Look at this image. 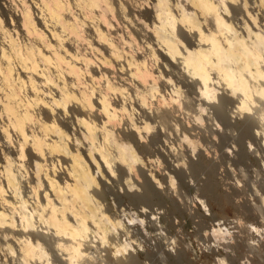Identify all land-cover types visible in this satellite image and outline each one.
<instances>
[{"label":"bare ground","instance_id":"6f19581e","mask_svg":"<svg viewBox=\"0 0 264 264\" xmlns=\"http://www.w3.org/2000/svg\"><path fill=\"white\" fill-rule=\"evenodd\" d=\"M0 5L10 18L8 26L0 20V118L6 120L0 126V227L16 239L18 264H33L32 259L45 256L50 264L42 241L53 242V253L63 264L87 255L83 245L92 231L107 241L108 232L122 222L107 214L97 198L107 186L100 176L118 170L130 177L138 171L147 179L144 192L136 197L146 200L149 190L150 197L158 191L135 148H150L157 133L147 139L149 121L118 126L117 115L126 107L108 96L125 93L108 75L121 63L119 47L135 42L134 34L146 38L154 59L161 55L166 67H176L185 85L198 89L201 109L209 105L221 114L237 94L240 112L261 103L257 119L264 123V34L259 26L254 31L257 25L251 28L245 17L239 31L222 14L221 8L229 12L231 7L253 22L255 15L237 0H20L13 5L4 0ZM125 7L136 16L134 32L120 24L119 17L130 20ZM140 56H131L129 75L136 81L137 107L149 119V95L165 101L157 83L171 80L155 74L147 67V56ZM95 81L104 85L97 90ZM155 110L162 118L171 112ZM223 117L230 122L227 114ZM71 128L73 141L67 132ZM77 142L80 147L74 146ZM25 151L28 165H33L26 181L19 170ZM55 163L62 168H54ZM36 219L46 223V229L38 227ZM125 243L116 245V251L128 249Z\"/></svg>","mask_w":264,"mask_h":264},{"label":"rangeland","instance_id":"374dc122","mask_svg":"<svg viewBox=\"0 0 264 264\" xmlns=\"http://www.w3.org/2000/svg\"><path fill=\"white\" fill-rule=\"evenodd\" d=\"M7 2L13 5L20 0ZM237 2L255 15L252 20L256 24L242 12H233L231 7L227 13L224 8L220 11H224L222 14L239 31L245 17L249 19L247 22L251 28L257 25L254 31L262 29L259 31L264 34V0ZM125 12L132 21L127 20V23L125 18L119 17L120 24H125L134 32L135 26L132 25L137 26L136 16L128 7H125ZM8 15L0 5V20L5 26L10 19ZM134 35L137 36L135 42L119 47L122 51L121 63L108 75L116 84L125 87V93L113 91L108 96L112 102L126 107L117 115L118 126L125 128L130 122L144 125V121H149L151 128L145 133L147 139L157 133L158 137L150 148H135L158 191L151 193L150 197L149 190L146 200L137 198L135 193L144 192L147 179L138 171H133L130 177L118 170L116 174L108 172L110 175L107 177H101V172H96L107 183L105 191L97 198L106 213L121 221L122 226L110 230L107 241L92 231L83 245L87 255L74 264H129L128 259L132 264H264V123L257 119V107L261 103L258 102L257 107H254L257 102L251 104V110L240 112L236 94L232 95V100L226 103L221 114L209 105L201 109L198 89L185 85L176 67H166V60L161 55L154 59L144 36ZM15 37L21 39L20 36ZM104 55H107L106 52ZM133 55L147 56V67L171 80L165 85L157 83L165 101L159 98L160 95H149L147 106L153 108L149 119L136 104L137 92L133 88L136 81L129 75ZM102 85L101 81L93 83L97 90ZM219 86V91L225 92ZM173 87H178L180 91L176 92ZM260 100L264 102V97ZM158 107L171 112L162 118L155 110ZM225 114L230 118L229 123L223 117ZM5 123L6 120L0 118V126ZM58 123L64 127V124ZM67 132L73 141V129H67ZM74 146L80 147L78 142ZM2 154L0 136V159ZM84 156L88 158L85 152ZM22 159L25 164L19 170L26 181L31 177L33 165H28V152L25 151ZM192 161H196L194 166ZM62 165L55 163L54 168L60 169ZM36 221L41 229L46 226V223ZM15 226H22L19 219ZM93 230L96 231L94 227ZM13 239L15 237L5 235L0 227V264L20 262L19 247ZM124 242L129 248L125 252L116 251V245ZM42 245L50 264H63L53 253V242L42 241ZM58 253L68 257L64 250ZM130 257H135V261ZM45 258L32 259L31 263L46 264Z\"/></svg>","mask_w":264,"mask_h":264}]
</instances>
